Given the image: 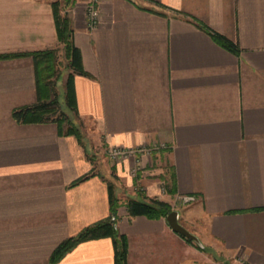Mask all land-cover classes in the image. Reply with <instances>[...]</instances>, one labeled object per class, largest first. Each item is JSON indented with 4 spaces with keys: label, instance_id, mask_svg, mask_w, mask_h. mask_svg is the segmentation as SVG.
Instances as JSON below:
<instances>
[{
    "label": "crops",
    "instance_id": "obj_1",
    "mask_svg": "<svg viewBox=\"0 0 264 264\" xmlns=\"http://www.w3.org/2000/svg\"><path fill=\"white\" fill-rule=\"evenodd\" d=\"M53 1L0 0V53L58 47ZM87 2L68 10L87 72L73 75L84 147L54 121L13 117L37 100L34 63L0 57V264H48L64 239L110 215L108 182L119 203L135 196L125 187L134 157L90 152L112 145L154 148L138 184L167 202L195 195L176 210L204 245L165 217L118 207L126 264H264V0H100L93 28ZM55 264H114L113 241L79 242Z\"/></svg>",
    "mask_w": 264,
    "mask_h": 264
},
{
    "label": "trees",
    "instance_id": "obj_2",
    "mask_svg": "<svg viewBox=\"0 0 264 264\" xmlns=\"http://www.w3.org/2000/svg\"><path fill=\"white\" fill-rule=\"evenodd\" d=\"M73 2L74 0H54L52 2L58 43L64 51L67 61L66 67L68 69L64 84L65 109L59 103L56 87V82L60 77L57 47L34 51L0 53V57L30 55L34 63L37 100L33 104L15 108L12 112L13 117L18 121H54L58 126L59 134L74 135L78 143L84 147V136L79 125L69 117V113H72L76 119L80 118L75 104L73 75L76 73L87 74L82 65L80 49L75 45L73 40V26L68 15V10ZM203 27L210 32L216 42L237 53L238 48L235 42L222 34L211 31L207 26ZM92 173L93 168L90 172L75 179L72 184L83 181ZM107 186L110 215L85 227L76 235L64 239L52 252L48 264L57 263L66 252L79 242L100 237H111L114 247V264H126L127 239L116 227L119 201L115 194L113 183L108 182ZM149 200L151 201L150 203L130 198L126 205L128 215H145L150 218H160L166 217L172 210L167 201L158 198H150ZM186 239L198 246L194 241Z\"/></svg>",
    "mask_w": 264,
    "mask_h": 264
},
{
    "label": "rangeland",
    "instance_id": "obj_3",
    "mask_svg": "<svg viewBox=\"0 0 264 264\" xmlns=\"http://www.w3.org/2000/svg\"><path fill=\"white\" fill-rule=\"evenodd\" d=\"M57 56H58V66H59V70H60V77H59V79L56 82V87H57V91H58V100L60 101V104L64 105L63 85L65 84V80H66V77H67L68 69L66 67V62L67 61L65 59L64 51H63L61 45H59L57 47ZM64 74H66V75H64ZM69 117L77 125H79V128H80V130H81V132H82V134L84 136V143L86 144L87 141H86L85 137H86L87 132H88V130H87L88 122L85 119L81 118V117L76 119L73 116L72 113H69ZM99 149L93 146V148L91 150L90 149H88V150H90V152H92V155L95 156V157L99 156V157H101L103 159L106 158L107 157L106 152H105V155H104V153L99 152ZM107 159L109 161H111L108 157H107ZM140 160H141V158H140ZM141 170H143L142 167L140 168V171ZM137 179H138V175L136 177H132V182L129 184V186H125V187L129 188V190H131L135 194V196L133 198H136V199H139V200H142V201L150 203L151 201L149 199L150 198H154L153 195H149L148 191H147V188L144 185L138 184V180ZM157 183H158V187H159V190H160V194H164L165 192L163 190H161V189H162V187H164V189L166 191V182L164 180L158 179ZM144 196H147V197H144ZM130 198L131 197L124 198L123 200H121L120 203H118V207H119V210H120L121 213H122V211L127 212L126 205H127V203H128ZM168 202H169L170 207L172 209H177V208L185 205V204H180L179 202H177L176 196L170 198V200Z\"/></svg>",
    "mask_w": 264,
    "mask_h": 264
},
{
    "label": "built area",
    "instance_id": "obj_4",
    "mask_svg": "<svg viewBox=\"0 0 264 264\" xmlns=\"http://www.w3.org/2000/svg\"><path fill=\"white\" fill-rule=\"evenodd\" d=\"M99 2L100 0H88L86 5V19L87 26L89 28L95 27L100 20L99 12ZM154 148L150 146H132L126 147L122 145H112L105 148L107 157L111 161H123L130 157H134V165L131 169L132 177H136L139 174L141 168V155H149ZM165 192L164 187L162 189ZM177 202L180 204H188L196 199L193 194H179L176 196Z\"/></svg>",
    "mask_w": 264,
    "mask_h": 264
},
{
    "label": "water",
    "instance_id": "obj_5",
    "mask_svg": "<svg viewBox=\"0 0 264 264\" xmlns=\"http://www.w3.org/2000/svg\"><path fill=\"white\" fill-rule=\"evenodd\" d=\"M166 221L168 222L169 226L177 233L182 235L185 238H188L194 241L200 248H204L203 243L201 242L200 238L186 228L183 224L179 221V211L176 209H172L165 217Z\"/></svg>",
    "mask_w": 264,
    "mask_h": 264
}]
</instances>
